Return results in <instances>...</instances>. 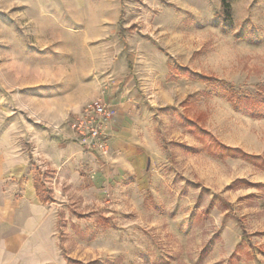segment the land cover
Here are the masks:
<instances>
[{"label": "rangeland", "instance_id": "374dc122", "mask_svg": "<svg viewBox=\"0 0 264 264\" xmlns=\"http://www.w3.org/2000/svg\"><path fill=\"white\" fill-rule=\"evenodd\" d=\"M100 95L131 118L122 158L116 114L108 153L70 128ZM3 124L45 213L37 264H264V0H0ZM65 142L81 156L50 166Z\"/></svg>", "mask_w": 264, "mask_h": 264}, {"label": "crops", "instance_id": "0c3cea01", "mask_svg": "<svg viewBox=\"0 0 264 264\" xmlns=\"http://www.w3.org/2000/svg\"><path fill=\"white\" fill-rule=\"evenodd\" d=\"M108 102L111 100L104 96ZM117 107V106H116ZM112 133L113 152L126 154L131 138V118L117 107ZM50 166L57 169L73 158L81 156L76 143L65 142L57 150H41ZM28 157L16 143L7 124L0 127V264H37L38 238L46 237L45 215L34 187L33 176L27 169ZM47 222V221H46Z\"/></svg>", "mask_w": 264, "mask_h": 264}, {"label": "built area", "instance_id": "2783aa9c", "mask_svg": "<svg viewBox=\"0 0 264 264\" xmlns=\"http://www.w3.org/2000/svg\"><path fill=\"white\" fill-rule=\"evenodd\" d=\"M115 114L116 109L102 95L87 101L70 119L74 138L84 150L108 153L110 143L106 129Z\"/></svg>", "mask_w": 264, "mask_h": 264}, {"label": "trees", "instance_id": "16d2710c", "mask_svg": "<svg viewBox=\"0 0 264 264\" xmlns=\"http://www.w3.org/2000/svg\"><path fill=\"white\" fill-rule=\"evenodd\" d=\"M224 4H225V6L226 7H229V4L228 3H225L224 2ZM185 72V71H184ZM189 76H194L195 77V74L194 73H189L188 74ZM201 79H204V78H201ZM225 93H226V97L229 99V100H231L232 101V104H233V106L235 107V108H237V109H241L242 111H244V112H250L251 114H257V112H255L254 111V107H253V104L251 103H245V102H243V101H241V102H237L238 100H236V96H235V94L233 93V92H231V91H225Z\"/></svg>", "mask_w": 264, "mask_h": 264}]
</instances>
